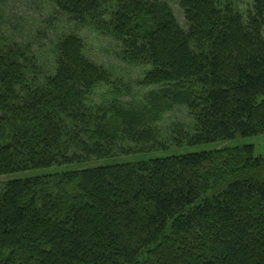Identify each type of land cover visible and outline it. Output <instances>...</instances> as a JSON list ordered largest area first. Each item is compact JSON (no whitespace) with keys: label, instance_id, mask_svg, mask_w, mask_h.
<instances>
[{"label":"trees","instance_id":"trees-1","mask_svg":"<svg viewBox=\"0 0 264 264\" xmlns=\"http://www.w3.org/2000/svg\"><path fill=\"white\" fill-rule=\"evenodd\" d=\"M51 1L48 29L93 25L143 73L116 76L79 30L37 48L0 30V264H264L253 144L95 165L167 148L156 126L178 104V146L263 135L264 0H177L184 25L165 0ZM129 85L155 90L135 106Z\"/></svg>","mask_w":264,"mask_h":264},{"label":"rangeland","instance_id":"rangeland-1","mask_svg":"<svg viewBox=\"0 0 264 264\" xmlns=\"http://www.w3.org/2000/svg\"><path fill=\"white\" fill-rule=\"evenodd\" d=\"M172 7L177 19L184 25V12L180 8L177 0H165ZM240 9H245L250 4L251 0H232ZM57 9L55 4L51 0H0V30L4 31L10 37H16L19 42H31L35 39H41L38 34L41 31L47 30L46 35L52 36L54 31H62L63 33L76 31L82 35L88 44V55L101 63H104L107 67L113 70L114 74L119 78L122 77L126 82L134 84V79L141 78L143 70L140 67L132 66L120 58L117 55L116 41L113 35L109 33L105 34L100 30H96L93 25L85 28L76 29L74 25L70 23H61V25L48 29V20L56 14ZM57 15V14H56ZM62 19V20H61ZM61 22H66L65 18H61ZM56 29V30H55ZM52 34V35H51ZM37 41V40H36ZM35 41V47L39 44ZM44 51L45 57H40V60L44 65H48L45 68L50 70L51 57V45L49 37L44 38ZM39 50V49H38ZM132 86V94L126 97L125 100L134 104L140 105L145 95L151 90H155L153 87L137 88ZM94 101L97 103H103L111 99L110 88L98 90L94 96ZM193 119L189 115V111L186 105L178 104L175 107L166 112L162 118L157 122V131L159 133V140L167 143V148L160 146L156 149L145 152H137L135 154H125L121 157H112L108 159L97 160L95 165H106L114 161L127 162L138 161L156 157H165L171 155H182L191 152L210 151L217 150L226 146H238L243 144H253L255 148V154L264 157V134L253 137L237 138L235 140L217 141L213 143L189 145L183 146L176 145L175 133H173V125L178 123L188 126V129L192 128ZM162 148V149H161ZM23 174L12 175L7 178H13ZM6 177V176H5ZM1 178V177H0ZM5 181V180H4ZM0 179V183L4 182Z\"/></svg>","mask_w":264,"mask_h":264}]
</instances>
